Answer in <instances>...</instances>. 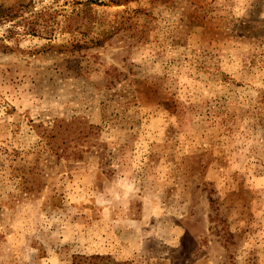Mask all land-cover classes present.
Returning <instances> with one entry per match:
<instances>
[{"label":"rangeland","instance_id":"obj_1","mask_svg":"<svg viewBox=\"0 0 264 264\" xmlns=\"http://www.w3.org/2000/svg\"><path fill=\"white\" fill-rule=\"evenodd\" d=\"M117 1L0 0V264H264V0Z\"/></svg>","mask_w":264,"mask_h":264},{"label":"trees","instance_id":"obj_2","mask_svg":"<svg viewBox=\"0 0 264 264\" xmlns=\"http://www.w3.org/2000/svg\"><path fill=\"white\" fill-rule=\"evenodd\" d=\"M120 1V0H119ZM119 1H117L116 3H120ZM4 13V12H2ZM9 13V15L7 14H3L4 16H0L2 17V19L4 20H8V19H12L14 16H12V14L10 12H7ZM63 138H61L62 140ZM64 140V139H63ZM66 142V141H65ZM65 143H63L64 145ZM106 258L104 256H81V255H78L76 257H74V262L73 264H104L103 262H105Z\"/></svg>","mask_w":264,"mask_h":264}]
</instances>
